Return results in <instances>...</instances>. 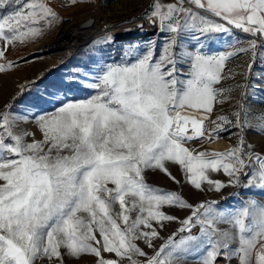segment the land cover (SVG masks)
Wrapping results in <instances>:
<instances>
[{"label": "snow or ice", "instance_id": "obj_1", "mask_svg": "<svg viewBox=\"0 0 264 264\" xmlns=\"http://www.w3.org/2000/svg\"><path fill=\"white\" fill-rule=\"evenodd\" d=\"M141 19L153 38L143 48L128 46L119 60L94 61L81 77L87 98L68 99L72 86L58 81L46 93L50 111L37 103L14 111L24 84L0 108V264H66L86 256L92 264H264V204H192L147 180L154 172L181 185L170 171L178 167L183 184L199 192L207 185L209 192L242 187L264 194V154L247 140L249 132L264 135V113L253 124L245 104L255 85L221 86L236 75L250 80L258 51L257 77L264 75V0H151ZM63 22L53 0H0V74L19 67L6 55L10 46L35 42ZM105 42L115 38L106 35ZM220 42L230 50L214 51ZM249 53L246 73L226 67ZM237 88L244 91L236 110L212 119L215 105ZM221 132L236 137L225 151L186 146L211 143ZM220 173L226 180L212 178ZM165 208L190 214L180 219ZM172 223L179 227L162 237Z\"/></svg>", "mask_w": 264, "mask_h": 264}, {"label": "rangeland", "instance_id": "obj_2", "mask_svg": "<svg viewBox=\"0 0 264 264\" xmlns=\"http://www.w3.org/2000/svg\"><path fill=\"white\" fill-rule=\"evenodd\" d=\"M150 2L151 0H87V2H82L76 7H62L61 5L64 3V0H53L55 10L60 14L64 22L57 27L47 30L35 42H30L25 45L17 43L15 47H9L6 53L8 59L16 60L19 67L8 73L0 74V108L10 102L12 97L17 96L19 86L24 84H29V87L16 101L14 111L23 112L33 103L39 105V110L50 111L53 105L45 101H50L52 97L47 96L46 93L54 91L50 85L58 81H63L65 84L72 86V91L67 93L68 99L79 100L87 98L88 90L82 87L84 81L81 77L87 70L96 66L94 61L101 59L119 60L123 51L128 46L133 45L143 48L144 42L153 38L155 30L144 19H141L142 13ZM164 2L167 3L170 0H164ZM90 17L94 20L91 26L95 22L103 23V21H106L110 24L109 30L103 34H96L93 38L70 47L67 44H64V47L58 45L64 41V34L67 31L73 28L79 29V23ZM136 21H143V31L137 29V31L121 37L112 33L117 27ZM237 34L243 35L242 33ZM106 35L113 36L115 42L111 44L106 43ZM221 43L214 44L212 46L213 50H230L227 46L221 47ZM48 45H55V47H48ZM246 46V43L237 45V47ZM250 56L251 53L232 58L226 67L234 69L237 73H246ZM259 56L260 52L258 51L256 64L252 69L250 80H245L244 75H236L234 79L223 82L221 85L225 88L245 83L255 85L256 94H253L251 88L248 89V96L245 100L246 106L250 109L249 119L253 124L257 123L253 118L255 114L264 113V75H261L259 78L257 77V73H261L262 71ZM21 57H23L22 60L20 59ZM243 91L244 89L237 88L235 91L226 94L228 98L225 102L215 105V112L212 119H215L217 115H228L230 112L235 111L236 101L240 98ZM55 99H64V93H57ZM220 99H224V97H220ZM19 128L34 131L35 125L33 123L20 122ZM206 128L208 131H211L213 125L207 123ZM36 138H40L39 133H37ZM27 139L28 142H31V137ZM215 140H224L225 146L230 148L235 144L236 137L228 132H221L219 138ZM247 140L249 143L255 145V150L258 153L264 154V135H256L249 132ZM206 143L201 140H196L186 146L199 151H214L207 147ZM223 149L220 151H225ZM170 171L178 180H181V185L174 184L162 174L154 172L148 174V183L164 190L177 191L192 204H197L201 201H218L219 203L216 205L218 209L241 207L242 202L249 199H254L258 203L264 204V194H260L257 190L247 191L242 187H227L217 193L207 191V185H205V191L199 192L183 184V176L178 167H171ZM211 175L213 179L226 180L223 173ZM164 210L180 219L190 214L188 210L169 208H165ZM177 227L179 225L176 223L167 225L161 231V236L167 238ZM220 227L227 228L228 225L222 224ZM192 234L197 235L198 228L193 229ZM155 243L159 246L162 241L157 240ZM141 246L143 247V245ZM145 250L151 251L149 249ZM37 264H41V262L37 261ZM66 264H92V260L86 256L80 260H66ZM185 264H195V262L188 260ZM219 264H225V262L221 260ZM233 264H236V261H233Z\"/></svg>", "mask_w": 264, "mask_h": 264}, {"label": "bare ground", "instance_id": "obj_3", "mask_svg": "<svg viewBox=\"0 0 264 264\" xmlns=\"http://www.w3.org/2000/svg\"><path fill=\"white\" fill-rule=\"evenodd\" d=\"M139 22L140 21H138V22L136 21L133 23H129L126 25L119 26L115 30H113L112 33L113 34L115 33L116 35H118L120 37L128 35L130 33H133L135 31H137V29H138L137 23H139ZM141 22L143 23V21H141ZM92 24H93V22H92ZM97 24H98V22H95L93 26L89 25L86 27H81L80 23H79V29L73 28V29L67 31L64 34V37H65L64 41H62L58 45H61L64 47L65 46L64 44H67L68 47H70V46H73L77 43H82V42L86 41L87 39H91L93 36H95ZM80 28H88V29H80ZM55 45H57V44L55 43ZM55 45H48V47H52V46L55 47ZM58 48H60V46H58ZM181 114L185 115V116H197L198 115V113H196L194 111H184ZM223 141L214 140L211 143H206V146L213 149L214 151H220L223 148H224L223 150H227L228 148L225 146Z\"/></svg>", "mask_w": 264, "mask_h": 264}, {"label": "built area", "instance_id": "obj_4", "mask_svg": "<svg viewBox=\"0 0 264 264\" xmlns=\"http://www.w3.org/2000/svg\"><path fill=\"white\" fill-rule=\"evenodd\" d=\"M109 28H110V24L107 23L106 21H103V23L98 22L95 35L96 34H103V33L107 32L109 30Z\"/></svg>", "mask_w": 264, "mask_h": 264}, {"label": "water", "instance_id": "obj_5", "mask_svg": "<svg viewBox=\"0 0 264 264\" xmlns=\"http://www.w3.org/2000/svg\"><path fill=\"white\" fill-rule=\"evenodd\" d=\"M92 22H93V18L90 17V18H88L87 20L81 22V23H80V26H81V27H86V26L91 25ZM137 24L140 25V24H143V23L140 21V22L137 23Z\"/></svg>", "mask_w": 264, "mask_h": 264}]
</instances>
